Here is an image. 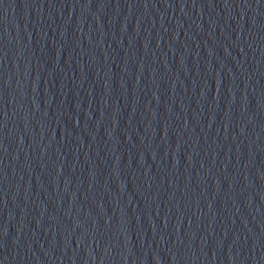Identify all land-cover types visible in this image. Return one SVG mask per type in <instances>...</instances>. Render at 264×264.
I'll return each mask as SVG.
<instances>
[{
  "label": "water",
  "instance_id": "obj_1",
  "mask_svg": "<svg viewBox=\"0 0 264 264\" xmlns=\"http://www.w3.org/2000/svg\"><path fill=\"white\" fill-rule=\"evenodd\" d=\"M0 264H264V0H0Z\"/></svg>",
  "mask_w": 264,
  "mask_h": 264
}]
</instances>
